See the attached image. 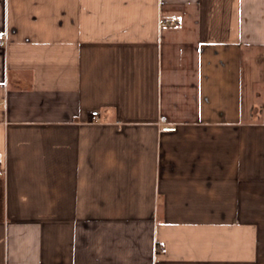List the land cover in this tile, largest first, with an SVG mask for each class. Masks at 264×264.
I'll use <instances>...</instances> for the list:
<instances>
[{
  "label": "crops",
  "instance_id": "0c3cea01",
  "mask_svg": "<svg viewBox=\"0 0 264 264\" xmlns=\"http://www.w3.org/2000/svg\"><path fill=\"white\" fill-rule=\"evenodd\" d=\"M0 35V264H264V0H0Z\"/></svg>",
  "mask_w": 264,
  "mask_h": 264
},
{
  "label": "built area",
  "instance_id": "2783aa9c",
  "mask_svg": "<svg viewBox=\"0 0 264 264\" xmlns=\"http://www.w3.org/2000/svg\"><path fill=\"white\" fill-rule=\"evenodd\" d=\"M179 24H180L179 19L177 17H173L171 19V22L169 25L175 26V25H179ZM0 41L4 44L6 41V37L4 35H0ZM98 115H99V113L97 111H94L91 113V116L93 117V119H98ZM162 121L165 122L164 119ZM164 130L165 131H172V130H174V128H165ZM4 174H5V171L0 169V176H2Z\"/></svg>",
  "mask_w": 264,
  "mask_h": 264
},
{
  "label": "trees",
  "instance_id": "16d2710c",
  "mask_svg": "<svg viewBox=\"0 0 264 264\" xmlns=\"http://www.w3.org/2000/svg\"><path fill=\"white\" fill-rule=\"evenodd\" d=\"M0 195H2V190H1V194Z\"/></svg>",
  "mask_w": 264,
  "mask_h": 264
}]
</instances>
